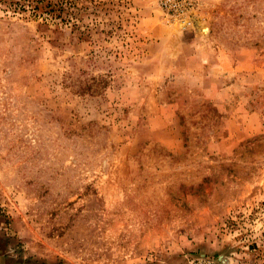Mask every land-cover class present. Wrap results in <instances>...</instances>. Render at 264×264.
Instances as JSON below:
<instances>
[{
	"label": "rangeland",
	"instance_id": "rangeland-1",
	"mask_svg": "<svg viewBox=\"0 0 264 264\" xmlns=\"http://www.w3.org/2000/svg\"><path fill=\"white\" fill-rule=\"evenodd\" d=\"M28 1L0 0V264H264V0Z\"/></svg>",
	"mask_w": 264,
	"mask_h": 264
},
{
	"label": "built area",
	"instance_id": "built-area-1",
	"mask_svg": "<svg viewBox=\"0 0 264 264\" xmlns=\"http://www.w3.org/2000/svg\"><path fill=\"white\" fill-rule=\"evenodd\" d=\"M162 6L170 10H186L192 5V0H161Z\"/></svg>",
	"mask_w": 264,
	"mask_h": 264
},
{
	"label": "trees",
	"instance_id": "trees-1",
	"mask_svg": "<svg viewBox=\"0 0 264 264\" xmlns=\"http://www.w3.org/2000/svg\"><path fill=\"white\" fill-rule=\"evenodd\" d=\"M18 0H16V2H15V5H18V2H17ZM34 2H35V5L34 6H32V12H33V14H35V16L37 15L36 14V10H38L39 9V7H41V3H43L45 0H33ZM33 1H28V5H30L31 6V3L33 2ZM40 4V5H39ZM43 6V5H42ZM54 2H52V1H50V0H46L45 1V4H44V9H43V11H42V13L41 14H44V13H49L50 11H53V8H54Z\"/></svg>",
	"mask_w": 264,
	"mask_h": 264
}]
</instances>
